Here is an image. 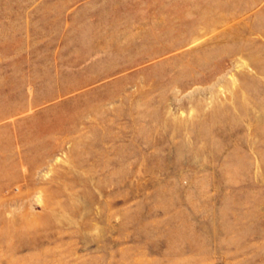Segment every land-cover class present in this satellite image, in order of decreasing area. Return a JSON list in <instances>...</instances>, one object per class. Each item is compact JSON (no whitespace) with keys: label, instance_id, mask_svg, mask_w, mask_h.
<instances>
[{"label":"rangeland","instance_id":"obj_1","mask_svg":"<svg viewBox=\"0 0 264 264\" xmlns=\"http://www.w3.org/2000/svg\"><path fill=\"white\" fill-rule=\"evenodd\" d=\"M0 264H264V0H0Z\"/></svg>","mask_w":264,"mask_h":264}]
</instances>
